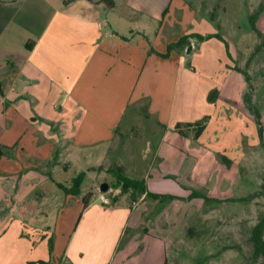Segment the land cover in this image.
I'll return each mask as SVG.
<instances>
[{"label":"crops","instance_id":"0c3cea01","mask_svg":"<svg viewBox=\"0 0 264 264\" xmlns=\"http://www.w3.org/2000/svg\"><path fill=\"white\" fill-rule=\"evenodd\" d=\"M202 1L0 0V183L10 196L3 202L0 195V264H165L169 220L180 219L169 210L199 199L188 194L203 182L196 178L202 158L218 149L227 154L228 142L203 141L208 122L197 137L173 125L197 120L201 103L227 105L222 91L231 73L243 107L242 74L213 35L217 18ZM183 35L187 43L161 55ZM199 68L220 77L199 86ZM138 124L149 134L144 164L129 151ZM113 162L148 190L175 197L140 195L152 201L143 220L135 203L107 206L91 196L82 206L80 183L77 194L58 185ZM32 197V212L20 216L18 205ZM64 200L71 204L65 212L58 207Z\"/></svg>","mask_w":264,"mask_h":264},{"label":"rangeland","instance_id":"374dc122","mask_svg":"<svg viewBox=\"0 0 264 264\" xmlns=\"http://www.w3.org/2000/svg\"><path fill=\"white\" fill-rule=\"evenodd\" d=\"M202 3L203 6L208 3L217 18V31L226 42L231 64L247 74L246 80L242 73L240 77L243 93H248V102L242 99L243 107L236 106V96L241 88L240 82L231 73L226 77L222 91L223 95L231 98L227 105L205 107L201 103L198 119L206 115L208 122L202 140L212 141L213 137L220 144L228 141L225 146L227 154L220 149L214 150L202 158V166L197 171V181L203 182L196 189L214 199L204 201L199 197L191 207L185 209L183 204V208L169 210L170 216L180 211V219L171 217L169 220L173 233L169 243L171 251L165 264H264V256L255 251L251 237L253 224L264 214V0H203ZM250 17L259 33L250 27ZM218 77L220 74L215 69L199 68L193 75L202 87ZM207 93L213 98L216 90L210 89ZM143 104L144 101L137 110L143 112ZM239 109L244 110L243 117L240 113L237 115ZM128 116L127 109L123 122ZM138 125L136 129L135 126L131 129L139 136L129 151L133 159L144 164V156L147 158L149 155L144 150L145 137L149 134L142 131L141 124ZM187 130L193 134V128ZM237 134L239 139L236 138ZM216 153L225 155L229 162L221 161ZM115 165L114 162L108 166L100 165V169H92L83 176L80 182L82 194L89 191L94 202H109L108 192L113 190L109 186L101 192L98 185L101 181H106L108 185L112 183L113 176L106 168ZM124 171L128 176L136 175L129 169ZM8 190L5 184L0 183L3 202L10 198L6 196ZM100 193L105 201L98 199ZM117 202L128 205L135 203L142 207L143 220L147 210L144 206L150 208L152 204V201L146 203L144 198L131 200L129 192L121 194L114 203ZM70 205L69 201L64 200L58 207L65 212Z\"/></svg>","mask_w":264,"mask_h":264},{"label":"trees","instance_id":"16d2710c","mask_svg":"<svg viewBox=\"0 0 264 264\" xmlns=\"http://www.w3.org/2000/svg\"><path fill=\"white\" fill-rule=\"evenodd\" d=\"M249 21H250V27L257 33H259V30H257V28L255 27L253 23L252 17H250ZM209 35L210 34H205V35L197 34L196 37L198 39H202L204 37H208ZM213 35L221 39L224 42L225 48H226V42L223 40L221 35L218 32H215ZM186 37H187L186 35H183V36H180L175 42L167 43L166 51L164 53H161V55H166L168 51L171 49V47L175 45L181 46L185 42L187 43L188 41ZM226 54L229 57V53L227 52V49H226ZM233 68L239 70L243 74L244 79L245 80L247 79V74L244 70L238 69L236 66H233ZM207 97L210 98L209 93H207ZM243 101L248 102L247 91L243 93ZM205 123H206V115H203L200 119L195 120V121H183V122L177 121L174 123L173 129H175L178 133L182 135H186L187 133H189V130L187 129L193 128L192 136L197 137V135L201 132V130L205 126ZM258 135L260 136V129L258 131ZM216 156L217 158H219L221 161L225 163L229 162V159L223 154L216 153ZM100 168H101L100 165L92 167V169H100ZM87 169H90V168H87ZM106 170L111 172L113 176V181L112 183L109 184V186L111 187L110 189H112L113 191L111 192L110 190L108 192L109 202L107 203L102 202L104 205H107V206L112 205L119 198V196L125 192H129V194L131 195V200H134V198H138L140 195H143V197H150L152 199H157L159 201L169 200L175 197L173 194H170V193H157V192H152L148 190L143 178H135V177L128 176L127 174L123 172L122 166L120 164H116L113 167H107ZM83 174H84V170L78 171L70 179V184L67 187L61 184H58V185L65 192H68L71 194H77L79 192V183L81 182L83 178ZM89 195H90L89 191L82 194L81 196L82 206H85L87 204L88 199L90 197ZM188 196H199L204 201L214 199L213 197H210L204 192H201L200 190H197V189H191ZM35 203L36 202L33 197L21 202L18 205V214L20 216L29 215L32 212L33 208L35 207ZM263 228H264V214L253 224L251 228V237L253 240L254 249L256 252L263 254L264 256V239L262 238ZM47 243H48V248L50 249L51 247L50 239L47 240ZM38 261L41 264H57L56 262H53L50 260L41 259ZM26 264H30V261H27Z\"/></svg>","mask_w":264,"mask_h":264},{"label":"water","instance_id":"95a60500","mask_svg":"<svg viewBox=\"0 0 264 264\" xmlns=\"http://www.w3.org/2000/svg\"><path fill=\"white\" fill-rule=\"evenodd\" d=\"M189 46L186 48V50L188 51ZM109 188V185L106 181H101L98 185V190L103 192L106 191Z\"/></svg>","mask_w":264,"mask_h":264},{"label":"built area","instance_id":"2783aa9c","mask_svg":"<svg viewBox=\"0 0 264 264\" xmlns=\"http://www.w3.org/2000/svg\"><path fill=\"white\" fill-rule=\"evenodd\" d=\"M98 199H99L100 201H105V197H104V195H103L102 193H100V194L98 195Z\"/></svg>","mask_w":264,"mask_h":264}]
</instances>
